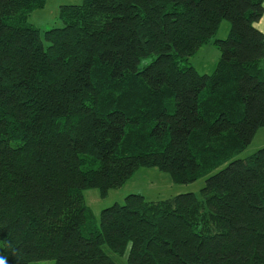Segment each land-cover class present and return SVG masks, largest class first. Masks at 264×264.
<instances>
[{
  "label": "trees",
  "instance_id": "16d2710c",
  "mask_svg": "<svg viewBox=\"0 0 264 264\" xmlns=\"http://www.w3.org/2000/svg\"><path fill=\"white\" fill-rule=\"evenodd\" d=\"M45 5L0 0V264H264V147L236 159L264 128V0H83L41 33ZM141 168L206 185L97 224L84 191Z\"/></svg>",
  "mask_w": 264,
  "mask_h": 264
},
{
  "label": "rangeland",
  "instance_id": "374dc122",
  "mask_svg": "<svg viewBox=\"0 0 264 264\" xmlns=\"http://www.w3.org/2000/svg\"><path fill=\"white\" fill-rule=\"evenodd\" d=\"M83 0H46V5L42 9H37L30 14L29 22L44 33L52 28L63 26L59 18L61 6L79 5ZM230 29V22H222L216 35L217 39L227 37ZM45 47L48 43H44ZM220 51L212 44L204 45L194 56L191 57V65L201 73H211L220 60ZM151 59H144L140 67L146 66ZM264 147V128H261L249 147L242 152L236 159L246 158ZM206 185V178L190 184L175 183L170 174L159 170L158 168H141L135 172L133 177L121 188L113 189L103 195L99 189H86L84 191L85 202L96 223L100 222L102 210L113 206L116 203L123 204L125 198L131 194H141L149 201L164 200L180 194L195 193L200 196L202 188ZM127 257L120 259L121 264L126 263ZM37 264H53L51 261L39 262Z\"/></svg>",
  "mask_w": 264,
  "mask_h": 264
},
{
  "label": "crops",
  "instance_id": "0c3cea01",
  "mask_svg": "<svg viewBox=\"0 0 264 264\" xmlns=\"http://www.w3.org/2000/svg\"><path fill=\"white\" fill-rule=\"evenodd\" d=\"M257 27L264 33V16L261 21L257 24Z\"/></svg>",
  "mask_w": 264,
  "mask_h": 264
}]
</instances>
